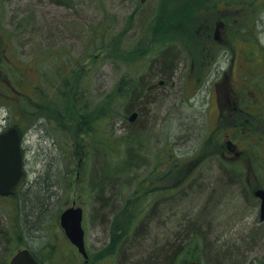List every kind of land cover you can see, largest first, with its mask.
<instances>
[{
	"label": "rangeland",
	"instance_id": "rangeland-1",
	"mask_svg": "<svg viewBox=\"0 0 264 264\" xmlns=\"http://www.w3.org/2000/svg\"><path fill=\"white\" fill-rule=\"evenodd\" d=\"M136 2L138 0H0V58L4 59L0 61V83L10 87L8 80L14 78L18 90L34 87L30 96H35L39 93L35 85L40 68L51 71V89L56 84L58 70L61 73L57 86L65 75H73L66 86L67 116L59 113L53 116L54 106L59 103L58 89L55 102L51 100V91L43 97L42 114L46 117L42 126L36 125L35 117L29 119L32 129L25 143L35 148L26 153L28 179L22 190L28 192L33 183L46 174L56 185L52 207L43 220L52 235L53 247L40 251L47 239L43 229L38 242L30 240V245L39 254L47 253L46 256L51 257L49 264H85L59 223L62 211L71 206L82 207L86 245L91 256L88 264H118L117 249L110 247L115 229L103 225L107 219L101 218L97 206L104 181L116 186L118 194L114 199L121 213L110 218V224L121 226L119 220L124 224L132 217L137 224L154 203L161 205L187 194L183 202L196 201L195 206L185 203L189 207L184 213L189 218L198 213V219L205 209H208L209 219L219 213L224 216L216 222L224 223L219 229L224 250L240 246L243 264H264V222L259 218L260 202L254 196L256 189L264 188V117L261 123L245 119L236 122L229 112L235 102L242 108L248 107L250 102L239 95L242 91L248 93L249 88L255 91L257 99L254 98L246 110L254 115L264 111V0H234L230 17L233 26H228L216 43L215 51L219 55L208 52L206 61L196 59L206 64L200 69L192 64L193 55L183 57L178 60L174 75L162 86L155 87L164 79L150 75L149 71L160 55L151 54L150 42L141 44V37L133 29L136 22L133 23L131 12ZM199 5L202 6L197 4L191 10L192 19L182 17L184 24L197 23L192 39L197 40L194 47L197 52L201 50L200 43L208 44L206 38L202 39L206 35L201 31V21L226 18L217 10L211 16H203ZM146 11L142 10L136 25L145 31L144 26L155 10ZM105 26L108 32L103 35ZM158 26L153 24L152 29ZM247 29L250 34H243ZM101 30L102 35L98 32ZM154 33L152 30V35ZM161 36L171 41L175 34L164 32ZM154 44L158 42L152 46ZM222 45L225 47H220ZM166 46L167 50L170 45ZM231 65L235 68L229 72ZM19 69H31L30 77H23ZM126 75L138 81L145 79L146 99L159 102L141 107L143 100L140 99L135 107L144 109L146 114L140 120L138 115L137 123L128 120L131 112L126 111L125 104L129 102L117 98V86ZM84 78L90 81L85 94L89 99L88 111H93L87 116L81 114L86 119L70 102V94ZM150 87L153 89L149 91ZM4 92L0 86V102L22 112V104H12L13 98L5 100ZM224 110L227 112L221 119L219 113ZM13 115L18 118V114ZM52 116L54 122L50 119ZM47 118L52 125L45 124ZM144 124L150 130L149 136L138 135L132 144H124L120 150L116 148L119 151L108 147L115 138L128 136ZM3 125L5 121L0 114V126ZM229 132L231 137L226 136ZM231 138L239 146L236 152H229L227 148ZM223 152L226 154L222 155ZM257 158L260 161L255 164ZM97 165L103 166L97 169ZM219 168L228 176L226 181L235 184L236 191H232L238 196L223 199L219 191L222 195L227 191L215 187L216 193L206 191V196L200 199L202 187L209 183L206 188H211L210 179L220 176ZM16 205L14 199L0 198V215L5 218L6 212L11 214ZM254 231L260 232L257 239L252 238ZM192 239L194 256L199 257L202 264H208L205 241L200 235ZM192 239L183 244H189Z\"/></svg>",
	"mask_w": 264,
	"mask_h": 264
},
{
	"label": "trees",
	"instance_id": "trees-1",
	"mask_svg": "<svg viewBox=\"0 0 264 264\" xmlns=\"http://www.w3.org/2000/svg\"><path fill=\"white\" fill-rule=\"evenodd\" d=\"M199 3L202 4V6L199 5L198 10L201 11L202 15L204 16V13L206 12L209 13L210 11H215L217 9V5L221 4V1L188 0L187 9L172 10L169 12L168 16L170 19L185 17L186 19L190 20L193 17L191 15V10L194 9L196 4ZM157 20H160V17H158ZM157 22L159 23V21ZM166 24L167 23L164 25L162 24L163 28L167 29V32L175 34V37L172 40L178 41L179 45L181 44L180 51L181 49L187 52L195 51L194 47H197V40L192 41V39L196 35L193 30L195 24L197 23L185 24L186 26L184 31H182L183 27L181 25L176 26V24L170 23V25L167 26ZM206 40L208 41L207 45H204L203 43L198 45V48L201 49L200 52L202 54L204 50L218 49L216 41L212 39V37ZM170 46L171 48L167 49L163 54L158 51L159 45L155 48V54L160 55V58L155 60V65L152 69L153 71H149L150 75H157L161 79H164L165 82L174 75L177 70V64L179 62L178 60H180L175 53L178 51L177 46L173 42L170 44ZM103 47L104 46H102V48ZM199 60L204 59L199 58ZM0 61L3 60L0 58ZM72 62L73 61H70V63L73 65L74 63ZM199 63L201 62H198V65ZM72 76V74H68V76L65 75L61 84L59 85V103L54 106L56 111L53 110V116H55L56 113H59V115L63 117L67 116L66 113L68 112V106L65 103V93H67L66 86ZM89 84L90 81L88 78H84L79 86H77L70 94V102L75 104V107L80 115L84 114L87 116L93 112L92 110L88 111L89 99L85 94V92L88 90L87 88ZM144 86L145 79L138 81L136 77H129L127 75L122 78L119 85L117 86L119 91V97L117 98L120 100L122 97L126 100V102H129L128 104H125L126 111L131 112V114L138 111L139 120L142 117L144 118V115L146 114L144 109H137L135 107L136 103L139 102L140 99L143 100L141 107L148 103L151 105H156L159 103L156 100L148 101V99H146L145 94L147 91H144ZM51 100L55 102L56 98L52 96ZM18 112L19 111H17V113ZM53 116L51 117V120L54 122ZM81 117L83 118L84 116L81 115ZM222 118H224V115H222ZM84 119H86V117H84ZM150 121L153 123L152 120ZM50 123L52 122L50 121ZM128 131L131 130L128 128ZM149 134L150 130L147 129L144 124L141 125V127L132 130L128 136H121V139L115 138L111 144H108V147H111L113 151H119L124 144L125 146L126 144H132V140L137 139L138 135L149 136ZM79 142L81 148L83 149V144L81 141ZM116 148H119V150H116ZM84 153L87 154L86 151H84ZM259 161L260 160L258 159L255 164L259 163ZM102 166L103 165H97V169ZM219 172L221 174L218 176V178L210 179L211 185L213 186L207 189L206 186L209 184L207 183L206 186L202 187V197L198 198H204L206 196V191H213L216 193L218 187H222L221 189H225L227 191L225 195H222L221 190L219 191L221 192L220 195L223 196V199H231L238 196L235 192L236 190L234 189L235 184L226 181L228 176L221 168H219ZM60 179L61 177H59V180ZM53 184L54 182L51 181L49 174L40 176L39 179L33 183L31 189L28 192H24L20 189V191L14 197L17 205L14 206L11 214L6 212L8 215L5 214V218L0 215V264H9L10 257L15 254L21 248V246L24 245L33 251L35 257L41 264H49L51 257L49 256L47 259H43L35 250V248L31 247L30 240L37 243V238L41 237L40 231L43 229L47 232V239L44 242L45 245L40 249V251H43L42 249L51 250V245L53 246L54 241L52 240L49 227L43 223L48 210L52 207V200L55 195L54 187H56V185L54 186ZM197 185L201 186L199 184ZM115 187L116 186L113 182L106 184L103 181L101 184V192L98 197L99 200L97 206L98 211L101 212V218L104 217L107 219V221L110 218L114 219L116 216H121V213L119 212L115 202L116 198L114 199L116 194H118ZM215 187L216 190H214ZM186 195L187 194H184V197L182 198L176 197L174 200H168L161 205L154 203L150 210L144 213L137 224L133 223L134 217L124 224L123 221L119 220L121 226L115 223L112 225L109 221H106L107 223L105 222L103 225L109 229H115L110 241V247L117 249V263L185 264L189 260L200 261L199 257L194 256L193 249H195V242L192 239L194 235H200L205 241L207 251L205 252V257L208 264H243L241 247L235 245L232 248L224 250L223 244L219 239V237H221V235H219V229L224 223L216 222L224 216H220L219 213L218 215H215L209 219L208 209H205L203 211L204 213L202 214L201 212L200 216H198V219V213L195 214L194 218H189V216L184 212H186L188 209L187 207L190 205L195 206L196 201L191 203L183 202V198L187 197ZM185 203H188L189 206H186ZM182 216L183 219H181ZM173 219L175 221H173ZM253 233L254 234L252 235V238L257 239V236H260V232L258 231H254ZM191 239L192 241H189V244H183L186 240ZM250 239L248 240L249 242ZM249 242L246 243L247 246L249 245Z\"/></svg>",
	"mask_w": 264,
	"mask_h": 264
},
{
	"label": "flooded vegetation",
	"instance_id": "flooded-vegetation-1",
	"mask_svg": "<svg viewBox=\"0 0 264 264\" xmlns=\"http://www.w3.org/2000/svg\"><path fill=\"white\" fill-rule=\"evenodd\" d=\"M218 1L219 0H215ZM221 4L217 5V11H220V13H222L224 16H226V18L223 19H215V22H210L209 18H205L204 20L201 21V31L204 30L205 31V37H203V39H210V37H213L215 39H220L219 35L225 31H227L228 26L231 25V20L232 17L231 15H233L234 12V0H220ZM200 4V3H199ZM197 5V4H196ZM188 7V0H138V3L136 2V8L131 12V16L133 17V20L136 22L135 26L133 27L134 31L138 34L139 37H146L149 38L151 40H154V37H160L162 33L167 32V29H164L162 24L164 25L165 23H167L166 25L169 26L170 23L172 24H176V26H182V31H184L185 29V21L182 18H169V12L172 10H182V9H187ZM142 10H147L146 13H148V10H155L154 15L151 16L150 21L147 23V25L144 26V28H146L147 30H143L140 26H136L137 24H139V20H140V15L142 13ZM215 10V11H216ZM215 11H210L209 13H204L205 15H213L215 13ZM214 12V13H213ZM213 13V14H212ZM158 17H160V21L159 23L156 21L158 19ZM159 24L158 28H154L152 29V26ZM205 24L207 25V27H205ZM152 30H154L156 33H154V35H152ZM212 32V33H211ZM158 35V36H157ZM181 46V44H180ZM166 43L162 42L160 43L159 47H158V51L163 54L166 51ZM171 48V47H170ZM169 49V48H167ZM208 52H213L215 54H217V52L215 50H204L203 51V56L204 57H208L209 53ZM178 59H181L183 57H187L188 55H192V52H187L185 50L181 51H176L175 52ZM196 54H198V52H195ZM228 53H230L228 51ZM195 64V62L193 63V65ZM195 66V65H194ZM234 65H231L229 67V72H232L234 70ZM20 71H22V76L23 77H30L29 74L31 73L30 69H27L25 71L19 69ZM1 72H3L1 70ZM38 78V82L36 83V87L37 90L39 91L38 94H35V96H30V94L33 92L34 87H27L25 88L23 91L18 90V88L15 86V84L17 83V81L15 80L13 82L12 79H10L9 81L11 82V86L7 87L5 85V92L3 93L4 95V99L8 100L11 99V103H21L22 104V108L23 111L22 112H18L17 110L12 109L11 107H9L7 105V109H8V118L6 119L7 121V126L5 128L2 129L5 130L7 127H16L17 130L20 132L21 136H22V146H23V150L26 156V153L29 151H33V149L35 148V146L32 144L30 145H26L25 141H28L27 139V135L28 132L32 129V125L29 123V119H32L33 117H35L37 124L39 126H42V123L45 119L46 116H43L42 114V109L44 108L42 105V101H43V97L45 96V94H47L45 92L46 89H49V82L51 81V77L50 75H45L43 73V71H39V74L37 76ZM22 79V78H20ZM19 79V80H20ZM55 86V85H54ZM53 86V97L56 96V91L58 90V86L54 87ZM55 89V90H54ZM249 92L247 93V91L245 92H241V94L239 95V97H245L246 100H249L251 103L253 102V99H257L256 93L255 91L251 90V88H249ZM36 97V100H33V98ZM40 97V98H39ZM245 100V101H246ZM3 102H0V105H6V104H2ZM246 108H250V106L247 105L245 106ZM246 108H242L240 106H237V103H234V107L232 109V116L234 117V121H238L240 119H245V121H249L252 117L253 120H258V116L254 115L250 110H246ZM28 110L30 113H28ZM13 113H15L16 115L18 114V118H14ZM264 113V111H263ZM220 116H222L223 114H221V112L219 113ZM12 119V120H11ZM51 119V118H50ZM52 121V120H51ZM236 121V122H237ZM49 123L52 125V123H50L49 119L47 118L45 120V124ZM236 127V125H235ZM237 131H239L238 127H236ZM235 134V132H233V135ZM228 136L231 137V133H228ZM234 139H236L235 135H234ZM234 139L231 138V140L228 141V149L229 152H236L239 146L235 143ZM237 154V153H236ZM25 162H26V158H25Z\"/></svg>",
	"mask_w": 264,
	"mask_h": 264
},
{
	"label": "water",
	"instance_id": "water-1",
	"mask_svg": "<svg viewBox=\"0 0 264 264\" xmlns=\"http://www.w3.org/2000/svg\"><path fill=\"white\" fill-rule=\"evenodd\" d=\"M137 117L138 114L135 112L129 117V121L135 122ZM24 176L21 136L16 128H11L0 134V195H13L21 185ZM255 196L260 199V220L264 221V189L256 190ZM60 225L71 243L87 258L82 208L72 207L65 210L61 214ZM10 264L40 263L34 258L30 250L23 249L11 259ZM185 264H200V262L189 261Z\"/></svg>",
	"mask_w": 264,
	"mask_h": 264
}]
</instances>
